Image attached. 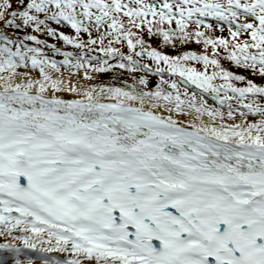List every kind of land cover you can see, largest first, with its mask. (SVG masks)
<instances>
[{"label": "snow or ice", "instance_id": "1", "mask_svg": "<svg viewBox=\"0 0 264 264\" xmlns=\"http://www.w3.org/2000/svg\"><path fill=\"white\" fill-rule=\"evenodd\" d=\"M209 18L229 38L200 30ZM177 43L205 51L160 50ZM221 49L264 78V0H0V252L15 264H34L26 250L71 257L43 264H264V85L225 69ZM117 68L134 83H89Z\"/></svg>", "mask_w": 264, "mask_h": 264}, {"label": "trees", "instance_id": "2", "mask_svg": "<svg viewBox=\"0 0 264 264\" xmlns=\"http://www.w3.org/2000/svg\"><path fill=\"white\" fill-rule=\"evenodd\" d=\"M212 22H214V21H212ZM212 25H213V29L214 30H206L205 29V30H202V31H206L207 35H213V36H216V37H221L222 32L220 31V27H221L220 24H218L215 21L214 24H212ZM61 30L64 31L66 34H72V30L70 28H64V29H61ZM12 31H14V30H10V33ZM27 32L28 33H32V30L31 29H27ZM16 34L19 35V36H23L24 32H18ZM32 34H36V33H32ZM36 35H38L40 39L47 40L49 44L55 43V41L51 37H48V36L43 35V34H36ZM96 35L97 34L94 33V37ZM84 39L87 40L88 37L85 35ZM29 43L31 44L32 42H29ZM105 43H107V41H105ZM152 43H153V46H156V47H159V45H160V42H159L158 38H154ZM56 44H57L58 47H61L65 51H72V52L79 53V50L74 49V48H72L70 46H66L62 42H58ZM122 50L125 51V52L128 51V49L126 47H124ZM160 50L165 52V53H168L170 55H181L183 52H186V51H195L197 53H204L205 48H204V45H202V44H196V43L180 44V43H177V46H176L175 49H173L171 47H163V48H160ZM208 52L211 53L212 49L209 48ZM226 56H227V53L224 51L218 57L220 59V62L222 64V66L225 69L231 70L232 72H234L236 74H239V75H244L248 79H252L257 84L264 85V78H261V77H258V76H254V75H252V73L250 71L244 70L242 68L235 67V65L231 61H228L227 59H225ZM110 63H116V61H110ZM193 64H195V63L193 62ZM197 65L203 67L200 64H197ZM135 76L138 77L137 75H135ZM220 81L221 80H217L214 83L219 84ZM97 82L100 85L103 84V85L113 86V87H124L126 84L134 83V80H133V74H130L126 70L117 68V69H113L111 72L103 73L101 76L98 77ZM236 86L237 87H244L245 85L242 84V83H238L237 82ZM151 90H153V89H151Z\"/></svg>", "mask_w": 264, "mask_h": 264}, {"label": "bare ground", "instance_id": "3", "mask_svg": "<svg viewBox=\"0 0 264 264\" xmlns=\"http://www.w3.org/2000/svg\"><path fill=\"white\" fill-rule=\"evenodd\" d=\"M23 71V70H22ZM67 76V75H66ZM73 83H75L77 77H73ZM81 82L83 83V81L81 80ZM192 92L189 93V95H191ZM61 95H63L65 98L67 99H71V98H80V97H76L74 93H70V92H65L62 93ZM204 99V98H203ZM210 101V100H209ZM211 102H209V105L211 106ZM213 107H220L218 104L216 106ZM223 110V109H222ZM225 112V115L227 113V110H223ZM176 119H178L181 123L182 126L187 127L189 124L192 123V118L191 117H187V116H177L175 117ZM205 122H209L208 121V117L204 116L203 117ZM250 121L254 120V119H258V117H250L249 118ZM224 122L226 123H232L233 121L231 120H225ZM236 123L240 122V117L237 115ZM189 130H191L189 128ZM15 234H19V233H15ZM10 239V238H9ZM5 237L0 236V243H6ZM45 247H47V245H45ZM48 256L49 258H54V259H60L62 261H66L68 259H70V255L68 253H58V252H50V253H41V252H36L35 250H26L25 254L21 255V259L27 261L28 257H31L34 261V264H43V259L42 257L44 256ZM0 261H2V264L5 262H12L14 263V259L11 253L8 252H0ZM86 264H88V262H86Z\"/></svg>", "mask_w": 264, "mask_h": 264}, {"label": "rangeland", "instance_id": "4", "mask_svg": "<svg viewBox=\"0 0 264 264\" xmlns=\"http://www.w3.org/2000/svg\"><path fill=\"white\" fill-rule=\"evenodd\" d=\"M200 30H204V29H200ZM225 33H226L225 31L222 32V36L225 37V38H229V36L226 35ZM57 42H58V41H57ZM45 51L48 52L49 55H52V53H51L48 49H45ZM223 52H224V51L221 49L220 54H222ZM53 58H54V59H57V60L63 59V57H60V56H53ZM142 62H148V61L144 60V61H142ZM192 66H195V67H197L198 69L202 70V67L199 66V65H197V64H192ZM212 70H213V69H211V68L208 69L209 74L212 72ZM90 74H92V75L94 76V79H93L92 81H90L89 83H90V84H95V85H100V84H98L97 79H98V77H99L102 73H100V74H97V73H90ZM135 74H136V75H142V73H135ZM65 75H67V72H65ZM164 79L169 80L170 83H171V81L175 80V81L180 85V89H181L182 92H183L185 89H187L188 93H190V92H197V93L199 94V93L201 92V90H200V89H197V88L191 89L188 85H185L183 82L179 81L174 75H164ZM151 80H158V83L156 84V86H157V85L159 84L160 77H159V76H149V81H151ZM221 83H223V81H220V84H221ZM156 86H155V87H152V88L155 89ZM168 87H169V91H174L173 89L170 88V86H168ZM203 98H204L205 100L208 101V104H209V102H211V103H212L211 106H216V105H217V102H216V101H213V100L211 99L210 96H208V95L205 94V95L203 96ZM209 100H210V101H209ZM260 102H261V103H264V100H262V101H260ZM223 110H227V108L225 107ZM4 241L7 242L6 238H5ZM3 264H15V260H14V263H12V262H5V263H3Z\"/></svg>", "mask_w": 264, "mask_h": 264}, {"label": "water", "instance_id": "5", "mask_svg": "<svg viewBox=\"0 0 264 264\" xmlns=\"http://www.w3.org/2000/svg\"><path fill=\"white\" fill-rule=\"evenodd\" d=\"M177 77H178V79H180L181 81H183V78L182 77H179L178 75H177ZM156 83V81H153L152 82V85H154ZM191 87H193L194 85H190Z\"/></svg>", "mask_w": 264, "mask_h": 264}]
</instances>
